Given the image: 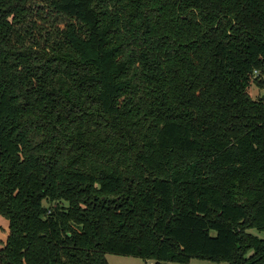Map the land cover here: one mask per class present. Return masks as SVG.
Here are the masks:
<instances>
[{"label":"trees","instance_id":"obj_1","mask_svg":"<svg viewBox=\"0 0 264 264\" xmlns=\"http://www.w3.org/2000/svg\"><path fill=\"white\" fill-rule=\"evenodd\" d=\"M252 83L264 0H0V264H264Z\"/></svg>","mask_w":264,"mask_h":264},{"label":"rangeland","instance_id":"obj_2","mask_svg":"<svg viewBox=\"0 0 264 264\" xmlns=\"http://www.w3.org/2000/svg\"><path fill=\"white\" fill-rule=\"evenodd\" d=\"M248 92L252 98H258L264 89L252 83ZM46 204V202H45ZM9 233V223L8 219L4 214L0 212V244H3ZM108 264H154L153 260L143 259L139 256L119 254L107 252L105 254ZM168 264H227L225 260H210L205 258L192 257L185 262L180 261H169Z\"/></svg>","mask_w":264,"mask_h":264},{"label":"water","instance_id":"obj_3","mask_svg":"<svg viewBox=\"0 0 264 264\" xmlns=\"http://www.w3.org/2000/svg\"><path fill=\"white\" fill-rule=\"evenodd\" d=\"M260 99H261L262 102L264 103V92H262V93L260 94Z\"/></svg>","mask_w":264,"mask_h":264}]
</instances>
